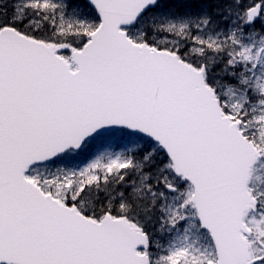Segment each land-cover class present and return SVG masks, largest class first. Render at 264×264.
Wrapping results in <instances>:
<instances>
[{"label":"snow or ice","instance_id":"6c2138e0","mask_svg":"<svg viewBox=\"0 0 264 264\" xmlns=\"http://www.w3.org/2000/svg\"><path fill=\"white\" fill-rule=\"evenodd\" d=\"M0 264H264V0H0Z\"/></svg>","mask_w":264,"mask_h":264},{"label":"trees","instance_id":"16d2710c","mask_svg":"<svg viewBox=\"0 0 264 264\" xmlns=\"http://www.w3.org/2000/svg\"><path fill=\"white\" fill-rule=\"evenodd\" d=\"M191 7H193L194 9H197L198 7H202V6H206V4L204 3H193L192 5H190Z\"/></svg>","mask_w":264,"mask_h":264}]
</instances>
